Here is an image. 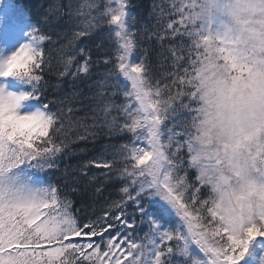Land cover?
Returning <instances> with one entry per match:
<instances>
[{
  "label": "snow or ice",
  "instance_id": "6c2138e0",
  "mask_svg": "<svg viewBox=\"0 0 264 264\" xmlns=\"http://www.w3.org/2000/svg\"><path fill=\"white\" fill-rule=\"evenodd\" d=\"M134 7L0 0V264H264V0Z\"/></svg>",
  "mask_w": 264,
  "mask_h": 264
},
{
  "label": "trees",
  "instance_id": "16d2710c",
  "mask_svg": "<svg viewBox=\"0 0 264 264\" xmlns=\"http://www.w3.org/2000/svg\"><path fill=\"white\" fill-rule=\"evenodd\" d=\"M13 3L17 4L18 6H21V7H29L31 6L33 3H34V0H12ZM132 3L136 6L133 8V12H140L142 14H146L147 10H148V6L152 3V0H132ZM95 39V37H94ZM65 88H67V82L65 83ZM80 115H83V112L79 113ZM105 140L103 138L99 139L97 141V144H96V147L98 148L100 144L104 143ZM79 147H86V148H89L91 149L93 146L91 144H80ZM87 155H91V152L87 153ZM87 155H84V156H80V157H77L79 159H86L87 158ZM77 158H74L72 160V163H75L76 162V159ZM105 195H108V193L106 192ZM75 199V197H73Z\"/></svg>",
  "mask_w": 264,
  "mask_h": 264
}]
</instances>
